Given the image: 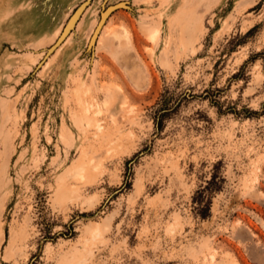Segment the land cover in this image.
<instances>
[{
    "label": "rangeland",
    "instance_id": "1",
    "mask_svg": "<svg viewBox=\"0 0 264 264\" xmlns=\"http://www.w3.org/2000/svg\"><path fill=\"white\" fill-rule=\"evenodd\" d=\"M86 1L0 0V264H264V0Z\"/></svg>",
    "mask_w": 264,
    "mask_h": 264
},
{
    "label": "water",
    "instance_id": "2",
    "mask_svg": "<svg viewBox=\"0 0 264 264\" xmlns=\"http://www.w3.org/2000/svg\"><path fill=\"white\" fill-rule=\"evenodd\" d=\"M87 4H88V0L85 3H83V5L78 9V11L76 12V15H79ZM121 6L126 7L127 5H125L124 2H118V3H115V4L108 6L106 9H104L102 11L100 19L98 21V24L95 27L94 32H93V34H92V36L88 42V48H91L95 44L100 32L102 31V28L105 24L107 17L111 14L112 11H114L116 8L121 7ZM65 34H66V30L59 36V38L56 40V42L49 48L45 58L57 48V46L64 39Z\"/></svg>",
    "mask_w": 264,
    "mask_h": 264
},
{
    "label": "trees",
    "instance_id": "3",
    "mask_svg": "<svg viewBox=\"0 0 264 264\" xmlns=\"http://www.w3.org/2000/svg\"><path fill=\"white\" fill-rule=\"evenodd\" d=\"M199 203H200V208H199V214L202 217H205L208 215V212L210 210V201H208L207 203H203V199H199Z\"/></svg>",
    "mask_w": 264,
    "mask_h": 264
},
{
    "label": "bare ground",
    "instance_id": "4",
    "mask_svg": "<svg viewBox=\"0 0 264 264\" xmlns=\"http://www.w3.org/2000/svg\"><path fill=\"white\" fill-rule=\"evenodd\" d=\"M97 24H98V22H97ZM97 26V25H96ZM95 29V28H94ZM94 32V31H93ZM93 32H92V34H93ZM92 36V35H91ZM91 38V37H90Z\"/></svg>",
    "mask_w": 264,
    "mask_h": 264
}]
</instances>
